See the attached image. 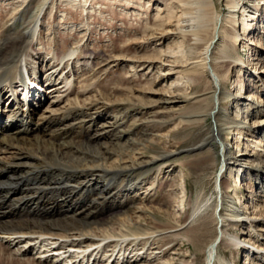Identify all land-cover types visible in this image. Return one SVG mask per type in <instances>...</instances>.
Segmentation results:
<instances>
[{"label":"bare ground","instance_id":"obj_1","mask_svg":"<svg viewBox=\"0 0 264 264\" xmlns=\"http://www.w3.org/2000/svg\"><path fill=\"white\" fill-rule=\"evenodd\" d=\"M68 1L72 3L73 8L84 10L88 0H65V2ZM214 1L177 0L179 15L172 5L169 6L170 12L178 16L179 30L176 34L185 43L183 45L185 50H168L167 53H161L158 57L151 56L144 59L150 63L149 67L154 63L158 65L156 69L159 80L163 81L165 76L179 73L175 70L176 61L180 60H176L178 55L186 58V66L182 70L184 81L178 79L169 85L171 87L174 84L175 93H179L183 85L197 89L204 78L209 85L208 92H203L199 95L201 97H198L201 109L191 116L194 118H185L184 122L202 123L208 119L211 121L212 127L209 133L193 147L197 150L207 149L208 153L212 152V156L208 155L207 159L209 160L210 157L211 162L220 163L221 174L219 172L215 175L213 191L203 202L196 203L191 217L195 218L203 208L210 205V202L215 201L214 216L218 226L217 234L207 247L205 264H226L217 254L219 240L220 243L225 241L226 225L233 224L235 221H244L248 228L256 232V226L253 225L264 217V203L256 204L257 213L252 218L244 219L241 209L229 203V196L223 188L222 174L225 171L231 174V164L239 162L236 157L231 156V147L227 145L225 136L234 132L235 143L238 144L243 132L238 128L239 124L226 113L222 104L224 100L232 96L225 86L229 71L223 74L222 70L240 65L232 56L234 48L230 45L239 36L246 37L243 41L249 51L255 52V48L251 47L253 43L264 48L262 38L253 34L257 30L264 29V20L251 17L252 13L258 14L261 9L264 11V0H225L229 7L226 15L215 8ZM56 4V0L13 2L9 23L0 24V264H42L47 259L51 264H131L139 254L135 253L129 257L123 252L124 246L132 243L126 242L125 237L133 236L137 240L140 235L154 237L161 232V230L143 228L134 222L132 216L136 210L141 211L140 207L133 206L121 210L128 205L129 201H133V197L126 196L125 200L117 202H114V199L108 205L109 209L114 210L117 207L120 209L117 208L119 210L114 213L111 211V214L107 213L109 216L101 219H88L87 216L91 214L89 210L75 212V208L78 207L74 208V204L84 202L95 194H106V198L113 196L114 191L120 186L117 178L121 173L134 169H145V171L153 168L160 169L159 164L173 151L154 153L149 159L141 157V153H133L138 143L134 141L135 139L129 138L131 134H124L119 130L122 129L119 128L121 124H124L129 117L126 109L133 104L136 105L130 100L113 103L106 111L109 112L114 108L116 109L114 115H111L108 121L100 120L97 125L95 121L99 113L96 111H99L100 107L94 100L83 104L73 101L57 109L49 106L43 111H38L36 101L40 103L45 98L47 100L48 95L53 93L57 94L56 99L62 98L63 94L70 89V77L77 76L79 69L89 68L88 61L86 65L82 63L78 66V52L75 48L60 54H50L36 48L37 42L41 43L40 27L43 17L45 14L50 15ZM49 8L51 11H48ZM169 16L164 23L162 21L161 29L159 28L163 34L171 32L162 28L170 24ZM254 20H257L255 27L252 24ZM227 24L232 28L226 35ZM237 24L241 35L234 30ZM85 57L90 59V55ZM260 57L250 60L252 75L258 79L257 83L252 82L254 87L262 88L264 91V61ZM168 58L174 60L166 65L165 62H170L166 60ZM114 60L139 62L134 58L128 59L124 55L117 56ZM241 66L239 71L245 68ZM131 67L134 66L131 65ZM259 82L260 85L257 86ZM43 85H46L44 89ZM240 86L242 89L241 83ZM247 93L245 97L238 99L248 102L244 106L247 112L252 109V126H256L254 130L257 133L264 127V102L253 92ZM174 95L163 93L158 100L163 109L170 114L175 113L174 107L178 102L177 96L173 97ZM21 96H23L22 101L19 99ZM235 113L236 111L233 115ZM146 120L148 121L147 118ZM142 126L144 129L145 125L142 122L133 121L129 128L132 132V129ZM246 128L248 131L252 129L251 126ZM111 138L112 141L109 140ZM114 141L118 144L113 143ZM260 142L262 141H258ZM111 146H116L117 152L111 151ZM244 151L247 150L244 149ZM130 153L133 155L132 158L129 157ZM111 156L117 157L118 161L115 165L108 167L106 161ZM245 156H247L245 153H240L237 157ZM243 160L242 166L253 163L246 170V174L252 177L253 186L258 187L259 192L264 195V162L257 159L249 160L248 157ZM125 180L123 190L132 193L140 188L141 183L132 181V177L128 176ZM54 191L62 192V197L54 200L48 198L46 194ZM79 192L80 196L77 200L71 199L73 194H79ZM98 201L96 204L99 203ZM225 204L228 205L227 209H224ZM69 210L72 211V214L69 213L70 216L63 215L56 218L46 216L51 212L56 216ZM259 224L258 231L264 232V219L259 221ZM114 236H120V238L116 241L105 240ZM250 236L253 237L252 247L264 260V254L259 253L264 252V238L259 239L253 232ZM262 236L264 237V234ZM97 237L101 239L97 240ZM230 237L229 244L237 247L239 244L237 237L235 235ZM141 239L144 240V238ZM251 240L252 238L248 242ZM111 245L115 248L120 245L119 251L115 253L116 249L113 248L107 255L108 252L103 251H106V246ZM32 253L33 256L29 257ZM36 255L38 257H34ZM245 255L247 260L245 264H253L252 256L254 255L248 250L245 251ZM133 257H135L134 260ZM167 260L171 261L166 259L155 263L167 264ZM181 264L186 263L181 262Z\"/></svg>","mask_w":264,"mask_h":264},{"label":"rangeland","instance_id":"obj_2","mask_svg":"<svg viewBox=\"0 0 264 264\" xmlns=\"http://www.w3.org/2000/svg\"><path fill=\"white\" fill-rule=\"evenodd\" d=\"M16 1L20 0H0V24L9 23V15L13 11L12 3ZM215 1V8L219 9L223 15H226L229 7L225 0ZM56 3L52 13L50 15L45 14L43 17L40 27L41 43L37 42L36 48L50 54H60L75 48L78 52V66L82 65V63L86 65L88 61L89 68L79 69L77 76L74 77L72 75L70 77V89L63 94L62 98L56 99L57 94L53 93L48 95L47 100L45 98L40 103L36 101V106L39 107H37L38 111H43L45 107L49 106L57 109L73 101L83 104L94 100L97 101L96 103L100 107L99 111H96L99 113L95 121L97 125L100 120L108 121L110 120L108 118L114 115L116 109L113 108L109 112L106 111L113 103H122L125 100H130L136 105L133 104L126 109L129 114V120L127 119L124 124H121L119 128L122 129L119 130L124 134H131L129 138L135 139L134 141L138 143L133 153H141V157L149 159L154 153L173 151L170 156L163 159L161 164H159L160 169L153 168L149 169L150 171L134 169L130 172L121 173L117 178L120 186L118 190H115L116 192L114 191L112 198H106V194L92 195L88 198L89 200L85 199L87 202L84 200V202L75 203L74 208L78 207L75 208V212L79 213L89 210L91 214L87 216L88 219H101L109 216L108 214L111 211L114 213V211L120 209V207L114 210L109 209L108 205L114 199V202H117L125 200L126 196H132L135 202L129 201L128 205L125 208H121V210L133 206L140 207L139 210L141 209V211L138 212L136 210V213L132 216L134 222L143 228L161 230V232L158 235L155 234L154 237L140 235L137 240L133 236L125 237L126 242L132 243L123 245L125 249V251L122 249L123 252L126 255L128 254L129 257L135 253L139 254L136 260H134L135 257L132 258L134 261L131 264H156L166 259L171 260L169 262L167 260V264H181V262L186 264H205L207 247L217 234L218 226L214 216L216 211L215 201L210 202V205L203 208L195 218H192L191 214L196 203L203 202L213 191L215 175L219 172L221 174L220 163L211 162L212 158L210 159V157L209 160L207 159L208 155L212 156V152L208 153L207 149L197 150L193 147L209 133L212 127L211 121L208 119L202 123H185L184 120L189 117L194 118L191 116L201 109L198 97L201 93L208 92L209 85L204 78L197 89H191L190 86L183 85L179 93H175L174 84L171 87L169 85L174 81H178V79L184 81L182 70L186 66V58L178 55L176 60H180H175V65L177 66L175 70L179 73L169 74L165 76L163 81L159 80V74L156 69L158 65L152 63L153 65L149 67L150 63L144 59L151 56L158 57L159 54L167 53L168 50H185V46H183L185 43L176 34L179 30V24H177L178 16H175L176 13H171L168 9L172 5L178 13L177 15H179L180 9L176 6L177 0H88L84 10L73 8L72 3L69 1L65 2V0H56ZM49 10L51 11V8ZM251 15L252 19H258L259 17L264 20V11L262 9L259 10L258 14L252 13ZM168 16L169 19L171 18V22L162 28L171 32L163 34L160 32V26L168 19ZM256 21L252 22L253 27H255ZM230 26L227 24L225 28L226 35L231 31L230 28L232 26ZM238 26L237 24L234 30H237L239 35H241ZM253 34L262 38L261 41L264 44V29L257 30ZM243 40H246V37L241 35L230 45L234 48L232 56L237 59L239 66L243 65L245 68L239 71V66H232L222 70L223 74L229 71L228 76H226L225 86H227V90L232 95L224 100L222 104L226 113L239 124L238 128L243 132L238 144L235 143L234 132L230 133L229 136L227 135L228 137L225 136L227 145L229 148L231 147V156L236 157L239 162L231 164V174L225 171L222 177L223 188L229 196V203H233L241 209L243 217L245 216L244 219H246V217L252 218L257 213L255 210L256 204L264 203V199H262L263 193L259 192L258 187L253 186L252 177L246 174V170L253 163L242 166L244 165L243 159L245 157H248L249 160L257 159L264 162V137L262 139L264 127L256 133V130H254L256 126H252V109L247 112L244 106L248 102L238 98L245 97L248 94L247 92L251 91L264 102V91H262V88H257L253 85V82L257 83L258 79H255L252 75V61H250L258 56H261L260 58L264 61V48L262 49L256 46V43H253L251 47L255 48V52L249 51ZM88 55H90V59L85 57ZM120 55H124L128 59H137L139 62L115 61L114 58ZM161 58L162 61L164 58L163 56ZM166 60L170 61L165 62L166 65H169L174 59L168 58ZM158 62H160V59H158ZM137 64L140 65L137 66ZM131 65L134 67H131ZM153 81H156V83H153ZM240 83L243 86L242 89ZM256 85H260V82ZM45 87L46 85H43V89ZM163 93H173L177 96L178 102H176L174 108L176 109L175 113L179 112L176 115L175 113L170 114L166 109H163V106L158 102L160 95ZM22 97H19V99L21 100ZM58 100L60 101L55 104ZM234 111L236 113L233 115ZM133 121L142 122L145 125L144 129L142 126L135 130L132 129L131 132L129 125ZM249 126L252 129L248 131L246 127ZM109 140L112 141V138ZM258 141L262 142L258 143ZM113 143L118 144L116 141ZM144 145L145 147H143ZM110 149L113 152H117L116 146H111ZM244 149L247 151H244ZM240 153H245L247 156L237 157ZM130 156L131 158L133 157L131 153L129 154ZM117 161V157L111 156L106 161V165L108 167L113 166ZM126 176L132 177V181L140 182V188L135 189L132 193L123 190L122 186L126 182ZM59 193L54 191L48 192L46 195L54 200L62 197L63 193ZM73 196L77 197L74 198ZM73 196L71 199L77 200L80 192L79 194H73ZM93 198L94 201H92ZM97 200H99V203L96 204ZM101 200L103 202H100ZM83 205L86 206L83 207ZM87 206L88 208H85ZM227 208L228 205L225 204L224 209ZM96 211L99 212L97 213ZM69 213L72 214V211L69 210V212H63L56 216L51 212L46 216L56 218L63 215L68 216ZM224 216H226V213H224ZM263 219L264 217L254 222L253 226H256V232L248 228L244 221H235L236 223L233 222V224L226 225L227 234L225 235V241L220 243L219 240L218 257L226 264H245L247 262L245 251L248 250L254 255L252 256L253 264H264V260L259 256L260 254H257L256 249L252 247L253 237L250 236L253 232L259 239L264 238L262 236L264 232L258 231L259 221ZM230 235L237 237L236 240L239 241L237 247L231 245V243L229 244ZM119 238L120 236H114L105 240L116 241ZM141 238H144V240ZM250 238L252 240L248 242ZM96 239H101V237ZM105 248H107L105 249L106 251H103L104 248L101 250L105 253L108 252V255L115 246L111 245ZM119 248L120 245L115 248V253L119 251ZM259 253L264 254V252ZM31 256H33V253L29 255V257ZM47 260L43 261L42 264H51Z\"/></svg>","mask_w":264,"mask_h":264}]
</instances>
